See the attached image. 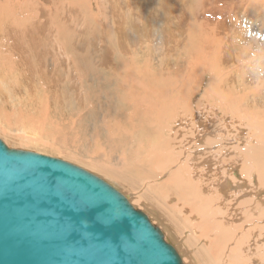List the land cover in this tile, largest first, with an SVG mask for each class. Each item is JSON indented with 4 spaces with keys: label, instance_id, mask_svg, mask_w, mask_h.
<instances>
[{
    "label": "bare ground",
    "instance_id": "1",
    "mask_svg": "<svg viewBox=\"0 0 264 264\" xmlns=\"http://www.w3.org/2000/svg\"><path fill=\"white\" fill-rule=\"evenodd\" d=\"M77 82L126 115L68 159L133 192L185 264H264V0H0V105L33 127L2 106L4 137L48 146L24 106L54 127L88 106Z\"/></svg>",
    "mask_w": 264,
    "mask_h": 264
},
{
    "label": "water",
    "instance_id": "2",
    "mask_svg": "<svg viewBox=\"0 0 264 264\" xmlns=\"http://www.w3.org/2000/svg\"><path fill=\"white\" fill-rule=\"evenodd\" d=\"M130 197L81 166L0 138V264H185Z\"/></svg>",
    "mask_w": 264,
    "mask_h": 264
},
{
    "label": "rangeland",
    "instance_id": "3",
    "mask_svg": "<svg viewBox=\"0 0 264 264\" xmlns=\"http://www.w3.org/2000/svg\"><path fill=\"white\" fill-rule=\"evenodd\" d=\"M74 76V75H72ZM77 85H78V88L81 89L82 91L84 89H89V93L88 95H86L85 97H83V100L85 98H87L89 101H88V106L85 108V107H79L77 105L76 102H72L70 103L66 110L61 113V112H58L56 113V116L55 117V124H54V127H52L48 122H46L47 120H42L40 117H45L43 115H37L39 113V111H35L36 109V105H34V107L32 108L31 105H25L24 106V109H25V112L30 116V117H36L38 118L41 123L37 124L36 126V130L38 131L39 134L43 135L42 137H45L48 139L47 143H48V146H44V145H41V144H34L33 142H28V140H26L25 137L23 136H20V137H13V136H5L6 133H5V127H0V138L11 148H25L24 150H27L29 151H33V152H36V153H39V154H43V155H47V156H51V157H56V158H59L60 159H67L66 161H69V162H72L74 164L77 165L76 161H72L70 159H68V155H71L73 153V147L74 145L76 144L77 145V150H79L80 152H84L86 150H89V144H91L93 142V140L95 139L97 142H101V139H103L104 135L102 134L104 132V129H103V125L104 124H107L109 126H113V124L116 122L117 118L120 117L121 115H126V110L124 109V105L122 104L121 102V98L119 99L116 95V92L114 89H110V88H105L103 90H100L99 88H97L95 85L91 84L88 86V88H86L85 86H80L79 83L77 82ZM93 85V86H92ZM84 87V88H83ZM90 87H92L93 90H95L96 92L93 91L92 92V89H90ZM98 90V91H97ZM105 92L107 93V98L102 96V95H98L99 93L101 92ZM106 91H109V92H106ZM112 93H111V92ZM73 97L77 96L78 95V90H75L74 93H73ZM82 95V92L80 93ZM112 95V96H111ZM114 95V96H113ZM90 96V97H89ZM97 99V100H96ZM99 99V100H98ZM102 99V100H100ZM107 99V100H106ZM104 100V101H103ZM91 101L93 103H91ZM103 101V102H102ZM101 102V103H100ZM98 103V104H97ZM17 104H20L19 102L17 103H13L11 102L10 104L8 103V105L4 106V105H0V107H6V108H9L8 109V112L10 111V116L13 117L12 120L8 123V125L10 127H14L16 129H20L22 130L23 128H29L31 127L30 129H32V125L25 121V120H22L20 118H18L16 116V113L18 111L17 108H19L20 106L17 105ZM101 104V105H100ZM13 106V108L11 107ZM120 106V107H119ZM17 107V108H16ZM80 108V109H79ZM95 110H94V109ZM111 108V109H110ZM104 109H105V112H104ZM86 110V111H85ZM72 111V112H71ZM74 111V112H73ZM96 111V112H94ZM69 112V114H68ZM65 114V115H64ZM70 114H74V115H70ZM82 114V115H81ZM86 114V115H85ZM96 116V117H93L92 116ZM16 116V117H14ZM75 116V117H74ZM79 116V117H77ZM88 116V117H87ZM81 117V118H80ZM98 117H100L101 119H99ZM77 118V119H75ZM83 118V119H82ZM94 119V120H93ZM22 122H21V121ZM62 122H60V121ZM75 120V121H74ZM82 120V121H81ZM92 120V121H90ZM81 121V123H80ZM46 122V123H44ZM43 123V124H42ZM68 123V124H67ZM96 123V124H95ZM176 123V122H175ZM173 122V124H175ZM75 124V125H74ZM78 124V125H77ZM80 124V125H79ZM95 124V125H94ZM43 125V126H42ZM68 125V126H67ZM93 125V126H92ZM58 126V127H57ZM82 126V127H81ZM175 126V125H173ZM41 127V128H40ZM43 127V129H42ZM85 127V128H84ZM89 127V128H87ZM84 128V130L82 129ZM92 128V129H91ZM126 128H129V127H126ZM39 129V130H38ZM44 130V131H43ZM42 131H43V134H42ZM79 131V132H78ZM82 131V132H81ZM99 133V134H98ZM186 133V132H185ZM4 134V135H3ZM82 136H81V135ZM88 134V135H87ZM84 135V136H83ZM90 136V137H89ZM7 137V138H6ZM56 137V138H54ZM67 137V138H66ZM77 138V139H76ZM55 139V140H54ZM74 139V140H73ZM79 139V141H78ZM93 139V140H91ZM18 140V141H17ZM64 140V141H63ZM75 141V142H74ZM14 142V143H13ZM28 142V143H26ZM74 142V143H73ZM82 142V143H81ZM126 142L127 144L130 146L131 145V139L130 137L128 139H126ZM10 143V144H8ZM31 143V144H30ZM60 143H65L68 145L69 148H64L62 149V144ZM74 145H73V144ZM13 144V146H12ZM33 145L30 147V145ZM17 145V146H16ZM21 146V147H20ZM58 146L60 148H58ZM37 149H35V148ZM49 147V148H48ZM72 147V148H71ZM46 148H48L46 150ZM21 149V150H23ZM41 149V150H40ZM58 152H57V151ZM61 150V151H59ZM66 153H64V152ZM69 151V153H68ZM54 152V153H53ZM60 152V153H59ZM56 153V154H55ZM120 153V152H119ZM54 154V155H53ZM60 154V155H59ZM117 154V152L114 154L113 151H110L108 150L107 151V156L110 157V159L112 161L115 160V155ZM59 155V156H58ZM63 155H66L63 156ZM137 157V155L133 156H128L127 159H126V162L125 164L129 163L130 161L132 160H135ZM80 163V162H79ZM83 164V163H82ZM85 165V164H84ZM78 166H81L89 171H91L92 169L86 167V166H83V165H80L78 164ZM91 172L97 174L98 176L106 179L107 181H109L110 183H112L113 185H115L117 188H119L122 192H124L125 194L131 196L130 197V200L134 199L132 198L134 196V193L133 192H130L128 189H126L125 187L123 188L122 184H120L119 182H117L116 180L108 177L107 175L104 177V175H102V173L98 172V171H95V170H92ZM111 179V180H110ZM221 180V179H220ZM219 181V180H218ZM133 194V196H132ZM178 200V198H176ZM176 199L172 200L174 202H176L177 204L179 202L176 201ZM135 202V201H134ZM132 202V203H134ZM138 203V202H136ZM134 204L136 207L140 208V209H143L145 211H147L148 213H150L151 211L147 210V209H144L143 206L138 203V204ZM140 205V206H139ZM151 217L152 216V213H150ZM154 223L158 224L159 223V220H158V223H157V219H152ZM156 221V222H155ZM160 227H162L161 224H159ZM163 229V228H162ZM169 240H171L169 238ZM172 241V240H171ZM173 243L176 245V247H179L176 243L175 240H173ZM180 248V247H179ZM178 249V248H177ZM179 250V249H178ZM179 252L181 253V251L179 250Z\"/></svg>",
    "mask_w": 264,
    "mask_h": 264
}]
</instances>
